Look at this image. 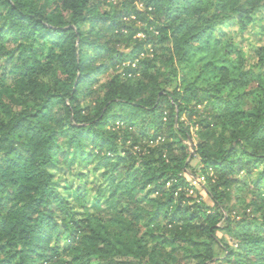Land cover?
<instances>
[{"label":"trees","instance_id":"1","mask_svg":"<svg viewBox=\"0 0 264 264\" xmlns=\"http://www.w3.org/2000/svg\"><path fill=\"white\" fill-rule=\"evenodd\" d=\"M99 4L0 0V264H210L215 245L225 264H264V85L247 110L222 93L250 83L253 68L243 62L238 77L226 64L211 66L219 78L209 87H164L219 23L247 31L264 0H120L109 12ZM161 49L169 72L154 67ZM257 58L260 68L264 45ZM109 69L116 75L103 96L83 107L80 95L96 92ZM59 153L93 164L108 181L105 202L84 206L82 217L70 203L82 189L54 184ZM195 157L208 201L190 194ZM254 174L255 213L237 220L233 194ZM223 217L233 246L217 235ZM181 243L195 249L193 263L176 261Z\"/></svg>","mask_w":264,"mask_h":264},{"label":"rangeland","instance_id":"2","mask_svg":"<svg viewBox=\"0 0 264 264\" xmlns=\"http://www.w3.org/2000/svg\"><path fill=\"white\" fill-rule=\"evenodd\" d=\"M42 4H49L54 7L59 0H37ZM116 1L120 0H100V7L102 11H114L117 6ZM140 7L141 4H140ZM217 31L210 34L208 39L203 41L194 50V53L190 59L185 63L177 64V78L172 76L171 85H164L167 91H172L177 86H182L184 83L196 82L200 86L209 87L213 81H216L219 76L211 69L213 65L226 64L232 70V74L236 77L240 75V71L237 70L236 64L243 62L244 69L248 70L253 68L252 75L250 77V83L243 88H233L227 86L223 88L222 93L227 100H240V107L242 109H250L257 101L258 95H260L262 87L264 85V65L259 68L257 51L260 47L264 45V10H260L255 19L254 23L248 28L247 31H242L235 20H229L219 23L217 26ZM83 31L88 33V26H82ZM157 48L160 49V45L157 44ZM237 49L239 51H235ZM164 50L158 51L157 63L154 67H163L167 72L171 70L169 66L165 63V54H161ZM160 55V56H159ZM151 56V54H150ZM143 56H140L142 59ZM161 63V64H160ZM210 64V66H208ZM144 67V66H143ZM142 67V68H143ZM115 71L109 69L106 73L99 76V83L93 86V89H97L96 92L90 91L91 88H87L80 95V102L83 107L94 106L96 100L95 97L99 95L101 98L103 96L102 85L108 80L115 76ZM140 75V74H139ZM143 80V75L137 80ZM213 80V81H211ZM121 106H115V111L120 112ZM120 123L119 121L117 122ZM100 128H105V125L101 124ZM59 144L66 147V139L60 137L58 139ZM198 135L197 131L192 128V139L186 140V143L191 146V148L197 144ZM72 155V154H70ZM94 165L88 162H83L77 156L74 159L71 156H63L59 153L55 158L51 171L54 175V184L61 191H68L69 189L75 190L78 188L82 189V198L70 200L71 209L73 213L82 217L84 214V206L92 207L96 202L103 204L109 194V184L107 179L102 176V172H97L93 170ZM200 159L195 157L191 160V165L187 170V177L191 183L193 190H190L191 195L197 196L201 195L204 200H209V196L204 189V185L207 183L206 176H204L201 171ZM244 175H242V178ZM247 179L245 187L242 190H236L234 192V199L230 203L233 209L232 217L239 220L242 218L251 217L255 212L252 210L251 202L255 195V183L257 181V174L250 177H244ZM195 189L198 192L195 193ZM199 200V199H197ZM213 207V203L210 202ZM224 216H227L225 210H222ZM251 215V216H249ZM141 235L145 236V239H149L150 236L147 233L148 227L145 223L141 221ZM226 220L223 217L218 223L220 230L217 235L220 239L227 240L229 245H235L231 236L225 230ZM195 239L200 241H207L204 236H196ZM178 255L176 254V261H182L186 263H193L192 253L195 249L186 243L178 244ZM166 251H171V246H166ZM216 260L210 264H225L223 259L225 255L224 249L215 245ZM187 255L190 258H187ZM171 254H169L166 259L171 261ZM65 259H69L65 256Z\"/></svg>","mask_w":264,"mask_h":264},{"label":"built area","instance_id":"3","mask_svg":"<svg viewBox=\"0 0 264 264\" xmlns=\"http://www.w3.org/2000/svg\"><path fill=\"white\" fill-rule=\"evenodd\" d=\"M137 36H138V37H143V33H139ZM149 48H150V47H149ZM150 52H152V49H150ZM147 55H148V54H147ZM147 55H146V53L143 51V52L140 53L139 57H140V56L145 57V56H147ZM143 57H142V58H143Z\"/></svg>","mask_w":264,"mask_h":264}]
</instances>
